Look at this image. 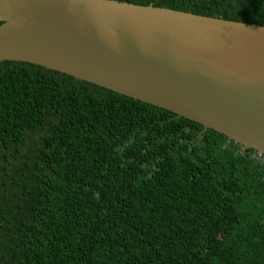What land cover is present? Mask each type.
Here are the masks:
<instances>
[{"label": "trees", "instance_id": "1", "mask_svg": "<svg viewBox=\"0 0 264 264\" xmlns=\"http://www.w3.org/2000/svg\"><path fill=\"white\" fill-rule=\"evenodd\" d=\"M264 25V0H117ZM149 104L0 63V264H264V167Z\"/></svg>", "mask_w": 264, "mask_h": 264}, {"label": "water", "instance_id": "2", "mask_svg": "<svg viewBox=\"0 0 264 264\" xmlns=\"http://www.w3.org/2000/svg\"><path fill=\"white\" fill-rule=\"evenodd\" d=\"M3 61L169 111L264 156V25L117 0H0Z\"/></svg>", "mask_w": 264, "mask_h": 264}, {"label": "built area", "instance_id": "3", "mask_svg": "<svg viewBox=\"0 0 264 264\" xmlns=\"http://www.w3.org/2000/svg\"><path fill=\"white\" fill-rule=\"evenodd\" d=\"M249 158L251 161L258 164L260 167H264V156L263 155H261L257 152H252L250 154Z\"/></svg>", "mask_w": 264, "mask_h": 264}, {"label": "flooded vegetation", "instance_id": "4", "mask_svg": "<svg viewBox=\"0 0 264 264\" xmlns=\"http://www.w3.org/2000/svg\"><path fill=\"white\" fill-rule=\"evenodd\" d=\"M201 132H202V130L197 132V137H198V138L200 137V135H201V136L203 135V133H201ZM199 134H200V135H199Z\"/></svg>", "mask_w": 264, "mask_h": 264}, {"label": "rangeland", "instance_id": "5", "mask_svg": "<svg viewBox=\"0 0 264 264\" xmlns=\"http://www.w3.org/2000/svg\"><path fill=\"white\" fill-rule=\"evenodd\" d=\"M240 152L244 154V153H246L247 151H246V152H243L242 149H241V147H240ZM249 156H250V155H249Z\"/></svg>", "mask_w": 264, "mask_h": 264}]
</instances>
